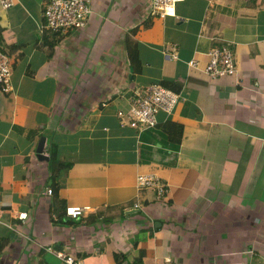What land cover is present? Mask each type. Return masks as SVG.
<instances>
[{
	"label": "crops",
	"instance_id": "crops-1",
	"mask_svg": "<svg viewBox=\"0 0 264 264\" xmlns=\"http://www.w3.org/2000/svg\"><path fill=\"white\" fill-rule=\"evenodd\" d=\"M46 1L0 5L11 61L0 91V264H63L51 250L84 264H261L264 0H181L162 17L148 0H89L86 26L52 47L41 37L57 36L44 26ZM123 45L135 49L131 67ZM219 46L234 73L211 79L204 53ZM82 83L93 96L77 105V127H52ZM151 83L179 98L153 127L134 130L116 113ZM48 135L59 175L34 155ZM139 174L157 180L159 198L137 186ZM66 206L87 209L67 218Z\"/></svg>",
	"mask_w": 264,
	"mask_h": 264
},
{
	"label": "built area",
	"instance_id": "built-area-1",
	"mask_svg": "<svg viewBox=\"0 0 264 264\" xmlns=\"http://www.w3.org/2000/svg\"><path fill=\"white\" fill-rule=\"evenodd\" d=\"M181 0H148L150 12L153 15L162 17L172 13L176 2ZM9 0H0L3 8L8 7ZM91 15L89 0H47L42 8L41 16L44 26L50 32L64 34L70 30H82ZM174 50L167 52L171 58L174 57ZM203 72L211 79L228 76L234 73V66L230 50L225 46L211 47L204 53ZM196 60H190L188 66L195 67ZM11 73V61L8 55L0 49V91L6 92L9 86ZM264 95V90L262 91ZM179 95L170 89L161 86L159 83H151L145 86H136L131 90L128 98V106L124 113L117 112L120 121L134 130L151 128L156 124L158 112L169 113L176 104ZM139 188L156 187V198L160 197L162 188L157 180L149 175L139 174L135 178ZM49 194L50 190H46ZM134 207L137 205L134 204ZM86 207L66 206L64 215L67 218H76L81 215ZM3 210L0 208V216ZM19 219L25 218V213H18ZM53 255L63 264H84L72 256L61 251L51 250ZM248 252V251H246ZM261 264H264V260Z\"/></svg>",
	"mask_w": 264,
	"mask_h": 264
},
{
	"label": "trees",
	"instance_id": "trees-1",
	"mask_svg": "<svg viewBox=\"0 0 264 264\" xmlns=\"http://www.w3.org/2000/svg\"><path fill=\"white\" fill-rule=\"evenodd\" d=\"M130 33H134V30H130ZM47 34H48V32L47 33L44 32L42 34V36H41L42 40H43L42 44L48 45L50 47H52L54 45V43H57L60 39L59 35H62L59 32H57V33L52 32V33H50V35H52L54 37H55V35H57V36H56V38H53L52 41H50V40H47L48 37L50 38V36ZM126 37H128V35H126ZM123 48H124V50H126L125 54H126V57H127L126 59L128 62L127 65H128V67H131L134 60H135L134 59V57H135L134 50L135 49H134V47L128 48L127 45H125V46L123 45ZM71 88H73V87H71ZM92 96H93V93H92ZM92 96L89 94L88 88H86L84 86V83H82L77 89H75V88L69 89V91L66 92V105H65V108L67 109L66 113L64 111L59 113L56 117L53 118V123H50V125L52 127L57 125V129L64 131V132L71 131L75 126L77 127V124L79 123L78 118L81 117L79 107H82V106H77V105H83L84 106L85 104H83L80 100L84 99L86 101H89V99ZM77 97H78L79 101H75V99ZM61 118L64 119V121H62ZM59 122H61V123H59ZM52 134H53V132H52ZM51 137H52V135H51ZM55 149H56V146L52 142V139L49 137V140L47 141V144L45 146V151L48 155L47 160L50 163L51 168H53L54 171H57L56 174L59 175L60 171L63 172L65 166H63L64 163L62 161L56 160L54 158ZM56 174H55V176L52 177V179L54 177H56ZM54 189L56 190V187Z\"/></svg>",
	"mask_w": 264,
	"mask_h": 264
},
{
	"label": "water",
	"instance_id": "water-1",
	"mask_svg": "<svg viewBox=\"0 0 264 264\" xmlns=\"http://www.w3.org/2000/svg\"><path fill=\"white\" fill-rule=\"evenodd\" d=\"M44 141H45V137L44 136H40L38 139V142L36 144V147L34 149V155L37 158V160H42V161H47L48 157L46 154L43 153V148H44ZM133 212H137L136 209L131 210Z\"/></svg>",
	"mask_w": 264,
	"mask_h": 264
},
{
	"label": "rangeland",
	"instance_id": "rangeland-1",
	"mask_svg": "<svg viewBox=\"0 0 264 264\" xmlns=\"http://www.w3.org/2000/svg\"><path fill=\"white\" fill-rule=\"evenodd\" d=\"M66 111L67 110H65L64 112L66 113ZM46 133V132H45ZM48 139H49V135H48ZM262 186V184L259 186V188ZM244 187V186H243ZM243 190V188L242 189H240V191H242ZM256 192V191H255ZM245 196H244V198H246V194L245 193H243ZM240 198H242L241 196H240Z\"/></svg>",
	"mask_w": 264,
	"mask_h": 264
},
{
	"label": "clouds",
	"instance_id": "clouds-1",
	"mask_svg": "<svg viewBox=\"0 0 264 264\" xmlns=\"http://www.w3.org/2000/svg\"><path fill=\"white\" fill-rule=\"evenodd\" d=\"M168 89V88H167ZM173 91V90H172ZM43 151H45V147L43 148ZM44 153V152H43ZM46 153V151H45ZM47 154V153H46ZM48 156V155H47ZM50 194V193H49ZM17 217V216H16ZM18 218V217H17ZM19 219V218H18ZM25 219V218H24ZM24 219H20V220H24Z\"/></svg>",
	"mask_w": 264,
	"mask_h": 264
}]
</instances>
